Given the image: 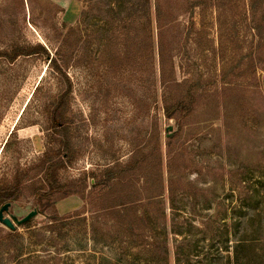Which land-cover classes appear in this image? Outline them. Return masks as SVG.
I'll return each mask as SVG.
<instances>
[{
  "label": "rangeland",
  "instance_id": "obj_1",
  "mask_svg": "<svg viewBox=\"0 0 264 264\" xmlns=\"http://www.w3.org/2000/svg\"><path fill=\"white\" fill-rule=\"evenodd\" d=\"M115 7L110 0H0V50L43 44L51 57L58 51L70 79L66 114L75 160L61 171L62 182L74 181L80 191L84 171L97 175L86 181L84 199L73 194L56 203L61 217L83 213L87 222H58L53 231L47 200L26 191L12 202L5 214L11 219L38 212L30 228L13 222L28 247L44 257L67 247L81 264L113 252L93 240L91 217L102 205L94 184L118 163H133L144 175L148 166L142 162L153 159L155 145L166 183L171 152L175 179L187 193L179 201L198 207L215 201L204 212L213 218L231 209L217 202L235 204L264 182V0H180L167 39L175 88L161 85L158 71L150 69L145 8L137 0ZM157 51L154 40L156 64ZM66 86L43 55L0 59V176L12 166L37 165L56 149L61 138L53 137L50 114ZM165 91L193 100L192 113L180 122L167 119L160 103Z\"/></svg>",
  "mask_w": 264,
  "mask_h": 264
},
{
  "label": "trees",
  "instance_id": "obj_2",
  "mask_svg": "<svg viewBox=\"0 0 264 264\" xmlns=\"http://www.w3.org/2000/svg\"><path fill=\"white\" fill-rule=\"evenodd\" d=\"M137 2L145 8L149 21L150 69L153 75L158 71L161 85L178 87L174 55L167 47V39L176 21L173 16L179 9L180 0H155V5L153 0ZM110 4L115 10V6L121 8L125 0H110ZM154 40L158 47L157 64ZM33 55L45 56L53 72L64 78L67 84L50 114L53 137L60 136L61 139L58 138L56 149L51 147L47 150L37 165H16L1 174L0 208L6 203L16 202L22 193L28 191L35 200L50 203L53 215L49 218L48 228L55 231L58 222L67 224L75 219L78 222L88 221L83 213L61 217L56 203L73 194H79L84 199L86 181L97 175L91 170L84 171L79 179L82 181L80 191L76 190L74 181L62 182L60 173L75 160V154L69 139L66 114L72 86L58 59V51L51 57L48 49L40 43L15 44L0 50V59L8 63ZM188 98L178 92L170 95L165 91L160 97L164 116L179 122L186 118L194 110V101L187 102ZM52 150L54 155L50 157ZM151 155L152 160L142 162L148 166L144 175L131 168L133 163L126 166L118 163L101 172L103 182L95 183L94 188L99 187V202L102 205L99 212L91 217L92 236L96 243L113 252L108 251L110 255L97 258L95 253L93 262L81 264H264L263 181H260L261 187H254L248 197L235 204L217 202L231 209L226 210L225 214L219 212L213 218L204 212L210 210L215 201L201 207H198V203L179 201V195L185 196L187 193L180 189L175 179L171 152L167 153L170 174L167 183L159 145L154 146ZM228 212H231L230 215H227ZM103 223L105 226L101 228ZM24 226L30 228V222ZM66 248H59L52 253L53 256L44 257L28 247L23 234L15 230L5 231L0 225V264L7 260L15 264H78L67 255L70 250Z\"/></svg>",
  "mask_w": 264,
  "mask_h": 264
},
{
  "label": "water",
  "instance_id": "obj_3",
  "mask_svg": "<svg viewBox=\"0 0 264 264\" xmlns=\"http://www.w3.org/2000/svg\"><path fill=\"white\" fill-rule=\"evenodd\" d=\"M263 83H264V79H263ZM11 206H12V203L9 202L0 208V223L6 226L7 228H9L10 230H15L14 222H16L18 225H23L29 222L34 217H36L38 214V212L34 210L31 213H29L27 216H25L23 219L19 220L16 216H12V219H11L5 215L10 210Z\"/></svg>",
  "mask_w": 264,
  "mask_h": 264
}]
</instances>
